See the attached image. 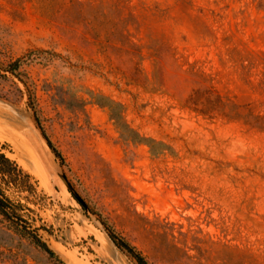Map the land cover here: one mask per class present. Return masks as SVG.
Segmentation results:
<instances>
[{
    "label": "rangeland",
    "instance_id": "rangeland-1",
    "mask_svg": "<svg viewBox=\"0 0 264 264\" xmlns=\"http://www.w3.org/2000/svg\"><path fill=\"white\" fill-rule=\"evenodd\" d=\"M0 49L56 53L0 79V151L29 175L3 185L20 223L67 264H138L96 212L152 264H264V0H0ZM11 224L0 264H59Z\"/></svg>",
    "mask_w": 264,
    "mask_h": 264
},
{
    "label": "trees",
    "instance_id": "trees-1",
    "mask_svg": "<svg viewBox=\"0 0 264 264\" xmlns=\"http://www.w3.org/2000/svg\"><path fill=\"white\" fill-rule=\"evenodd\" d=\"M47 54L56 56V53L51 51H32L25 55L24 57H20L17 59L7 60L0 49V79L7 80L10 75L18 77L20 80H23L24 73L22 71V67L26 64L36 62L38 59V55ZM190 102L194 108V110L198 113L207 115L213 113L219 108L222 107L223 101L219 95H214L213 92L207 93V95H203L200 92H196L190 99ZM113 101H110V104H107L112 109ZM119 106V105H118ZM132 137L131 141L137 144H148L153 152L156 154L161 153L157 150V146L161 145L154 139H146L140 135L135 130H131ZM45 138L51 149L54 151L56 156L61 160L62 164H65V158L61 151L53 144V142L49 139V137L44 133ZM24 174L25 171L19 167V165L9 158L5 153L0 151V215H3L6 219L12 222L10 225L11 228L15 230L22 237L29 238L32 240L34 244H36L39 248H41L44 252H46L51 258L55 259L59 264H67L58 254L57 252L50 247V245L43 240L42 236H40L36 231H33L20 223L21 221L16 215V212L10 206L11 202L9 197L6 195V191L3 185L10 186L13 183L14 178L17 175ZM82 205L85 207L87 212L94 213L91 207L85 202L81 201ZM97 214L100 218L108 236L115 243V245L128 256L133 258L138 262V264H152L146 256L131 242H129L125 237L121 236L109 223L106 221L101 214Z\"/></svg>",
    "mask_w": 264,
    "mask_h": 264
},
{
    "label": "water",
    "instance_id": "water-1",
    "mask_svg": "<svg viewBox=\"0 0 264 264\" xmlns=\"http://www.w3.org/2000/svg\"><path fill=\"white\" fill-rule=\"evenodd\" d=\"M61 179L63 180V182L68 186V188L71 190V192L75 195V197L81 202H83L84 200L81 198V196L75 191V189L73 188L72 184L69 182V180L67 179L66 175L61 173L60 174Z\"/></svg>",
    "mask_w": 264,
    "mask_h": 264
},
{
    "label": "bare ground",
    "instance_id": "bare-ground-1",
    "mask_svg": "<svg viewBox=\"0 0 264 264\" xmlns=\"http://www.w3.org/2000/svg\"><path fill=\"white\" fill-rule=\"evenodd\" d=\"M5 136V135H4ZM19 139V138H18ZM17 140V139H16ZM16 145V144H15ZM19 150V149H18Z\"/></svg>",
    "mask_w": 264,
    "mask_h": 264
}]
</instances>
